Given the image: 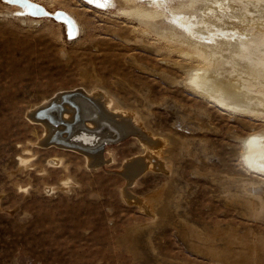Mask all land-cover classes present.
<instances>
[{
  "label": "rangeland",
  "instance_id": "rangeland-1",
  "mask_svg": "<svg viewBox=\"0 0 264 264\" xmlns=\"http://www.w3.org/2000/svg\"><path fill=\"white\" fill-rule=\"evenodd\" d=\"M35 1L67 12L78 35L69 39L62 23L17 15L19 7L0 0V264H264V172L244 156L257 155L244 139L264 135V110H258L264 103L246 90L248 80L256 83L255 91L264 89L262 75L254 71L251 77L239 61L229 64L220 51L207 48L231 69L195 76L196 91L189 75L196 74L197 61H186L172 48L176 36L190 39L206 31L200 24L213 26L205 9L210 4L111 0L101 8L84 0ZM252 1L243 18L249 25L241 28L248 35L234 40L247 46L260 36L258 55L264 60V7L257 3L264 0ZM138 4L163 11L155 28L174 35L172 41L154 28L142 31L147 28L127 13ZM180 17L188 19L186 28L179 26ZM233 26L238 25L226 17L218 28ZM235 80L246 84L245 94L222 90ZM76 89L108 95L119 105L115 111L108 102L110 114L121 119L119 113L136 111L158 139H167L168 171L150 170L131 188L142 197L161 194L153 213L130 205L120 191L125 179L118 170L143 154L135 138L114 142V160L97 168L78 149L52 143L46 125L29 117L34 103ZM235 96L251 112L225 105L237 102Z\"/></svg>",
  "mask_w": 264,
  "mask_h": 264
},
{
  "label": "bare ground",
  "instance_id": "bare-ground-1",
  "mask_svg": "<svg viewBox=\"0 0 264 264\" xmlns=\"http://www.w3.org/2000/svg\"><path fill=\"white\" fill-rule=\"evenodd\" d=\"M198 1H201V0H189V2L185 5V7H191ZM204 1L208 2L210 4L209 6L205 7V9H206L208 17H210L211 20L215 21V23L212 26L208 22L200 24V22L198 21L199 24L201 25L200 26L201 29L205 28L206 31L201 32L199 34V36L194 34V36L190 39L188 38L187 35H185L184 37L183 36L182 37H178V36L175 37L170 32H168L164 29L155 28L156 23H155L154 19L157 16H159L160 13L163 12V11H160L159 10L160 8H158V7H155V8L152 7L151 8L148 6L147 8L146 7L143 8L142 4H138L137 7H132V8L127 7L128 8L127 13L129 15H131V14L135 15L136 16L135 20H137L138 22H140L141 25H143L144 27L147 28V29H142L143 32L149 33L148 30H152L154 28L156 31H158V34H160L161 37H163L167 40L172 41L171 38L175 37L174 40L176 41V43L172 47L173 51H176L178 53V55H180L181 57L186 58V61H187V58L194 60V61H197V63H195V65H194L195 67H193L196 69V74L190 73V75H189L191 78L189 80V84L196 91H198L199 87L194 83L195 76H199V75L201 76V74H204L205 76L207 74L219 75L223 72L225 73V71H227V69H229V70L231 69V68L227 67L228 65L225 64L223 61H219V58H218L219 56L216 55L217 54L216 52L209 55L207 48L210 49V52H213L214 50L220 51L221 54L225 56V61L229 64H231L232 61L234 63L235 60L239 61L238 62L240 64L239 66H241L244 69L243 72L248 73V74H252L251 75V77H252V76H255V74H253V73H255L254 71H256L260 75H262L263 78L261 77V79H263L262 81H264V60H262L260 58L262 55L260 57L258 55V51H260V48L263 47V44H262L263 40L258 39L260 36L255 37L252 44H249L247 46H246V44H248L249 42L244 44V43H241L239 41L234 40L235 38H239L240 36H242L245 33L241 30V28H246L249 25V23H247L243 19V18L247 17V13L250 12L248 10L247 6H249L251 2L256 3V1L248 0L250 2V3H248L246 1H236V0H202L201 4ZM233 1H234V3H233ZM128 2L129 3H135V0H129ZM258 2L260 3L258 6L263 8L264 7V1H257V3ZM92 3L93 4L98 3L101 6V5L105 4V0H94V2H92ZM156 3L157 2H155L154 4H156ZM89 4H91V3H89ZM93 4H91V5H93ZM103 7H106V6H103ZM20 9H21V11H23L22 8H20ZM236 9H238L240 11L239 14H236ZM245 10H247V11H245ZM21 11H19V12H21ZM180 15L181 16H183V15L187 16L185 14H180ZM21 16H23V15H21ZM226 17L233 18L235 24L238 26L227 27L226 30H224V28H218L219 25H222L224 23V21L226 20ZM179 22H180L179 26L181 25L182 27L184 26L185 28L187 27L185 24H189L188 19L185 17H180ZM134 25H135V23H134ZM77 27H78V25H77ZM224 27H225V25H224ZM197 31H195V32H197ZM189 33H192V32L189 31ZM247 35L248 34H245L242 37H246ZM200 41H202V43ZM204 42H206V43H204ZM261 44H262V46H261ZM201 46H205V47L202 48ZM164 47H165V45H164ZM159 48H162V47H159ZM169 53H170V51H169ZM262 53H264V52H262ZM241 58H243L244 60L243 59L241 60ZM177 64L179 66H182V64H180V63H177ZM190 64H192V62ZM237 66H238V64H237ZM235 67H236V65H235ZM239 69H238V71H239ZM238 71H235V73ZM258 73H256V75ZM204 75H202V76H204ZM227 75H229V74L227 73ZM241 75H243V74H240V76L239 75L238 76L239 77L245 76V75L244 76H241ZM230 76H232V75H230ZM234 76H237V75H234ZM216 78H218V77H216ZM230 79H231V77H230ZM237 79H238V77H237ZM245 79H246V76H245ZM258 80H260V77ZM235 81L237 83V87L233 86L234 84L236 86V83H234L232 85L234 88H231L232 87L231 85H230L231 87H229V88H227V87L222 88L221 86L223 84L221 86H219V88H222L223 91L225 89H227L228 91H230V89H233V90L239 91L240 92L239 94H242V95L245 94L244 91H246V90L248 91V89L249 90L251 89L252 92H255V94H257L256 97L252 98V96H251V99L253 100L255 98L256 99L259 98L264 103V89H261V87H259V90L255 91L253 89V86H255L256 83H255V85H253L254 83L253 84L250 83L249 82L250 80H248V82L246 81L247 82L246 83L247 89L246 88L243 89L242 86L245 87L246 84H243L241 80L239 82H237V80H235ZM243 81L245 82V80H243ZM213 82H217V81H214V78H213L212 83ZM220 82H223V81L219 80L217 83H220ZM251 82H252V79H251ZM248 83H250V85H248ZM216 85H214V86L216 87ZM210 86H212V84ZM200 87H202V86H200ZM219 88H215V89H219ZM240 89H241V91H240ZM251 90L248 92H251ZM58 91H59L58 93H56L57 91H55V93H53L51 96L44 98L42 101H39L36 104L34 103V105H32L28 109V111L30 112V114L28 113L29 117H31L34 120H39L40 122L43 123V126L46 125L45 127H47V129H46L47 133H46L45 137L48 135L47 136L49 138L48 140L53 139L52 143H54L56 141L54 144L57 145L58 147L60 146L59 148H61L63 146H69V147H72L74 149H78V151H81V152L86 154L85 156L88 157V158H86V160L89 163V165H94L97 168L98 167H105L106 168L107 165H109L114 160V151L116 148L115 146L112 145L114 142H118L120 139H126V137H128V136L135 138L137 140V142H139L140 146H142L141 148L143 149V154L129 158L128 160H126V163H123L122 169L118 170V174L125 179V184L121 187L120 191H121V195L123 196V198L128 203H130V205L131 204H135V205L137 204V206H139L145 212H147L149 214L153 213L155 210L156 203H157L158 199L161 197V194L155 193L152 195L142 197V196H139L138 194H136V192L133 189L131 190V188L138 183V179L144 173H146L150 170L151 171H161V172L168 171V167H169L168 160L164 156L166 146L168 145L167 139H163V140L158 139L155 136V134L148 128V126L143 122V120L141 119V117L138 115V113L136 111H129L130 113H128V112L119 113L120 116L121 115L123 116L121 119L110 114L109 111H106V109H107L106 105L108 106V102H109V104H111L113 109L116 108L115 111L119 108V105H118L116 100H115V103L110 102L108 95H105L103 92H102L103 95L101 94L103 97H100L99 95L101 92L98 93L95 91H93L91 93L87 92L86 94H84V92H82L83 90L80 91L77 89L76 90H70L64 94H62L60 92V90H58ZM207 91H209V90H207ZM236 91H235V93H236ZM105 92H106V94H109V91H105ZM209 92L213 93L212 90ZM241 92H243V93H241ZM232 93H234V92H232ZM206 94H207V96H210V94L208 92ZM223 94H225V96H228V94H226L225 92ZM239 94H237L238 97L240 96ZM211 95H213V94H211ZM248 95L249 94H247V96ZM253 95H254V93H253ZM225 96H223V99ZM232 96H233V94H232ZM232 96L231 97L228 96V97L231 98V100H233ZM212 97H208V99L211 100ZM215 97H216V95H215ZM246 97L244 99L245 101L247 99ZM240 98L239 99L237 98L239 102L237 100H236L237 102L230 101V100L225 98V102H226V100H228L225 105L228 107H233V109L236 108V110L237 109H244L245 110L246 108L247 109L250 108V106H248V104L245 105L244 101H242L243 102L242 103ZM256 99H255V101H256ZM57 100H59V101L56 102ZM248 100L250 101V99H248ZM212 101L214 102L215 100H212ZM251 104H254V103H251ZM251 104L249 102V105H251ZM259 105L257 104L255 106L258 107ZM252 106H254V105H251V107ZM259 107H260V109H258V110H260V111H261V109L264 110V106H262V107L259 106ZM244 110H242V111H244ZM247 111H250V110L248 109ZM255 111H257V110H254L252 112H255ZM39 112H41V113H39ZM125 116L132 118L133 121L129 120L128 117H126V118H128V119H126ZM45 127H44V130H45ZM244 141H245V148L246 149H248V150L253 149L255 152H257L256 160L255 159L252 160L251 158L248 157V155L246 153H244L245 160L248 162L249 165H251V167H253V168H255L261 172H264V135L263 134L262 135H259V134L248 135L244 139ZM39 146H41V145H39ZM49 146H51V145H49ZM52 147H55V146H52ZM99 147H102L103 149L101 148L102 150L101 149L97 150ZM28 153H29V151H28ZM162 157H164L165 160ZM56 160H58V159H56ZM59 161L60 160H58L57 163H59ZM15 172H17V171H15ZM67 175L69 176V174H67ZM69 179L70 178L68 177V180H65V182L68 183ZM255 188H256V186H255ZM251 189L254 190V188H251ZM262 200H264V199H262ZM263 203H264V201H263ZM233 240H235V239H233ZM214 243H215V241H214ZM262 258H264V257H262ZM262 258H260V260Z\"/></svg>",
  "mask_w": 264,
  "mask_h": 264
},
{
  "label": "water",
  "instance_id": "water-1",
  "mask_svg": "<svg viewBox=\"0 0 264 264\" xmlns=\"http://www.w3.org/2000/svg\"><path fill=\"white\" fill-rule=\"evenodd\" d=\"M11 5L22 8L23 11L16 12L17 15L32 16V17H46L53 19L57 22L62 23L66 29V35L69 39L75 38L78 35V27L75 20L64 10L56 9L55 11H50L44 5L40 4L35 0H30L29 3H13L11 0H3ZM89 4V0H84ZM93 4V3H91ZM94 6L104 8L98 3H94ZM106 8V7H105ZM59 141V140H58ZM60 142V141H59ZM100 150V149H97Z\"/></svg>",
  "mask_w": 264,
  "mask_h": 264
},
{
  "label": "snow or ice",
  "instance_id": "snow-or-ice-1",
  "mask_svg": "<svg viewBox=\"0 0 264 264\" xmlns=\"http://www.w3.org/2000/svg\"><path fill=\"white\" fill-rule=\"evenodd\" d=\"M11 2H13V3H21V4H23V3H29L30 0H11ZM92 2H94V0H89V3H92ZM110 2H111V0H105V4H103V5H101V6H106V4H107V3H110Z\"/></svg>",
  "mask_w": 264,
  "mask_h": 264
}]
</instances>
